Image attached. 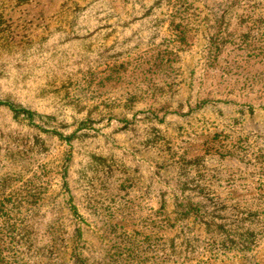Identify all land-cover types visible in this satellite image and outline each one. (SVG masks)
Masks as SVG:
<instances>
[{
	"label": "rangeland",
	"instance_id": "obj_1",
	"mask_svg": "<svg viewBox=\"0 0 264 264\" xmlns=\"http://www.w3.org/2000/svg\"><path fill=\"white\" fill-rule=\"evenodd\" d=\"M0 264H264V0H0Z\"/></svg>",
	"mask_w": 264,
	"mask_h": 264
}]
</instances>
